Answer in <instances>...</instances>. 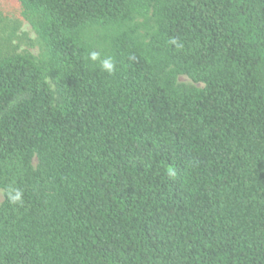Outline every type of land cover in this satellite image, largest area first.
<instances>
[{"label": "trees", "instance_id": "1", "mask_svg": "<svg viewBox=\"0 0 264 264\" xmlns=\"http://www.w3.org/2000/svg\"><path fill=\"white\" fill-rule=\"evenodd\" d=\"M18 2L0 264H264V0Z\"/></svg>", "mask_w": 264, "mask_h": 264}, {"label": "rangeland", "instance_id": "2", "mask_svg": "<svg viewBox=\"0 0 264 264\" xmlns=\"http://www.w3.org/2000/svg\"><path fill=\"white\" fill-rule=\"evenodd\" d=\"M0 40L10 35L11 45L18 50H23L36 55L40 46L36 41V34L28 20L20 14L18 0H0ZM179 81L189 82L186 76H179Z\"/></svg>", "mask_w": 264, "mask_h": 264}, {"label": "clouds", "instance_id": "3", "mask_svg": "<svg viewBox=\"0 0 264 264\" xmlns=\"http://www.w3.org/2000/svg\"><path fill=\"white\" fill-rule=\"evenodd\" d=\"M173 43H175V41H173ZM90 59L93 61H97L99 59V53L95 51L91 52ZM100 67L110 74L115 70V64L111 57H107L101 60ZM8 197L11 203H19L22 201V192L19 189L10 188L8 191Z\"/></svg>", "mask_w": 264, "mask_h": 264}]
</instances>
